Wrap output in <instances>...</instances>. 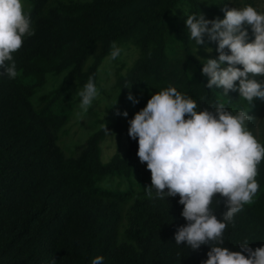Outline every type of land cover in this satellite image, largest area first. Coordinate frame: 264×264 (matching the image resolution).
<instances>
[{
	"label": "trees",
	"instance_id": "16d2710c",
	"mask_svg": "<svg viewBox=\"0 0 264 264\" xmlns=\"http://www.w3.org/2000/svg\"><path fill=\"white\" fill-rule=\"evenodd\" d=\"M24 1L35 34L13 53L17 78L9 79L0 68V264H91L97 256L104 257L102 264H202L210 246L192 250L175 242L176 231L187 224L178 195L157 198L153 189L149 198L146 192L136 196L102 184L108 177L135 176L140 189L151 186V176L142 178L134 161L138 139L130 138L121 122L92 134L76 157L58 144L74 108L67 93L76 84L86 85L89 77L96 85L112 45L131 44L139 48V57L118 79L121 104L112 114L127 111L130 85H142L152 95L175 87L197 103V111H214L223 103L231 114L244 110L255 119L262 99L250 105L238 92L224 96L223 89L206 87L209 78L202 67L206 59L218 58V45L206 35L205 44L196 45L185 21L200 13L208 20L223 19L225 7L247 5L264 14V0ZM244 27L251 42V27ZM96 47L100 52L86 70ZM207 47L212 56L201 60L197 50ZM48 75L63 78L40 97L37 108L33 98ZM256 79L264 84V76ZM114 132L126 133L127 150L105 163L101 145ZM256 139L264 145V120ZM256 180L253 202L227 225L221 247L240 251L245 241L253 249L264 246V159ZM217 198L210 208L222 220L227 209Z\"/></svg>",
	"mask_w": 264,
	"mask_h": 264
},
{
	"label": "clouds",
	"instance_id": "9594fccd",
	"mask_svg": "<svg viewBox=\"0 0 264 264\" xmlns=\"http://www.w3.org/2000/svg\"><path fill=\"white\" fill-rule=\"evenodd\" d=\"M222 10L223 19L208 20L202 13L187 15L189 38L203 45L206 35L218 45V58L206 59L202 67V74L209 78L206 87L223 89L224 96L238 92L252 105L254 98L264 100V84L256 79L264 76V14L251 5ZM245 25L254 35L251 42ZM34 34L22 0H0V68L9 79L19 75L13 53L22 47L25 37ZM207 48V52L212 51ZM120 51L113 44L111 59L115 60ZM98 94L94 79L89 77L83 90L76 93L82 111L87 112ZM127 99L139 102L131 92ZM197 107L193 99L168 87L153 94L128 121L129 137L138 139V158L151 173L147 196L153 197V189L157 198L179 196L181 216L187 224L178 228L175 242L192 250L210 246L202 264H264V246L253 249L245 241L239 245L240 251L221 247L227 225L253 202L259 189L256 177L264 159V145L248 129L254 117L244 110L233 115L223 103L215 105L214 111H197ZM116 114L121 115L119 110ZM122 115L127 117V111ZM103 127L108 131L106 124ZM217 194L227 209L222 220L210 208ZM103 259L97 256L91 264H102Z\"/></svg>",
	"mask_w": 264,
	"mask_h": 264
},
{
	"label": "rangeland",
	"instance_id": "374dc122",
	"mask_svg": "<svg viewBox=\"0 0 264 264\" xmlns=\"http://www.w3.org/2000/svg\"><path fill=\"white\" fill-rule=\"evenodd\" d=\"M22 3L24 6L25 1L22 0ZM116 46L121 50L120 55L115 60L111 59V56L109 55L102 62L96 83L99 94L93 100L87 112L82 111L80 108L81 98L76 95L78 91L83 90L85 85L76 84L67 93L68 102L73 103L74 108L71 119L64 129L65 133H59L58 144L65 150L68 156H78L81 147L85 144L87 139L100 130L105 124L107 127L115 125L117 122H121L128 131L130 127L128 121L133 119L134 115L146 106L148 100L152 96V93L146 87L142 85H130L128 87V94L131 92L133 97L139 102L134 104L127 99V117L112 114V111L118 108L121 104L122 90L118 87V79L126 76L138 59L140 52L139 48L131 44H117ZM208 50L209 49L197 50L198 57L201 60H204L206 57H211L212 51L207 52ZM99 52L100 48L96 47L94 55L88 60L86 70L92 64L94 56L99 54ZM62 78L63 75L60 77L54 75L47 76L46 85L40 89L33 98V102L37 108L41 107L39 102L40 97L48 95L57 89ZM262 120H264V100L256 118L248 124V129L253 130L256 138L258 135V126ZM126 137V133H122V135L119 136L116 132L110 133L107 136L106 140L101 145L103 162H108L116 153L124 154L126 152ZM134 161L139 171V175L142 178H149L151 173L147 169L146 163H141L138 157H134ZM102 184L105 187L113 189H130L136 196L146 192V190L138 187V181L135 176L130 180L126 178L108 177Z\"/></svg>",
	"mask_w": 264,
	"mask_h": 264
}]
</instances>
